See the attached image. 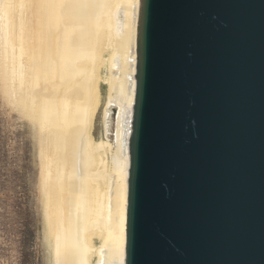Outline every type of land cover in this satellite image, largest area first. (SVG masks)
Returning <instances> with one entry per match:
<instances>
[{"label": "water", "instance_id": "1", "mask_svg": "<svg viewBox=\"0 0 264 264\" xmlns=\"http://www.w3.org/2000/svg\"><path fill=\"white\" fill-rule=\"evenodd\" d=\"M124 264H264V0H140Z\"/></svg>", "mask_w": 264, "mask_h": 264}, {"label": "bare ground", "instance_id": "2", "mask_svg": "<svg viewBox=\"0 0 264 264\" xmlns=\"http://www.w3.org/2000/svg\"><path fill=\"white\" fill-rule=\"evenodd\" d=\"M139 8L0 0V84L38 132L48 264H124ZM97 83L105 101L94 139Z\"/></svg>", "mask_w": 264, "mask_h": 264}, {"label": "rangeland", "instance_id": "3", "mask_svg": "<svg viewBox=\"0 0 264 264\" xmlns=\"http://www.w3.org/2000/svg\"><path fill=\"white\" fill-rule=\"evenodd\" d=\"M96 88L92 134L99 139L105 87L97 83ZM5 98L0 84V264H48L38 132L33 118Z\"/></svg>", "mask_w": 264, "mask_h": 264}]
</instances>
